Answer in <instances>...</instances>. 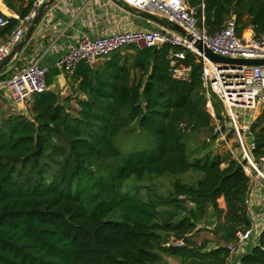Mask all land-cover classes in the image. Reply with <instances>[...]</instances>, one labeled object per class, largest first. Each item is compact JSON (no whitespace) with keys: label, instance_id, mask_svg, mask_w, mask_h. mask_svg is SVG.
Here are the masks:
<instances>
[{"label":"trees","instance_id":"obj_1","mask_svg":"<svg viewBox=\"0 0 264 264\" xmlns=\"http://www.w3.org/2000/svg\"><path fill=\"white\" fill-rule=\"evenodd\" d=\"M33 1L3 0L20 16ZM187 3L198 16L205 4L208 34L232 17L239 36L264 34V0ZM0 15L8 20L0 28L5 38L19 21ZM128 47L101 57L100 65V59L82 61L73 74H63L70 86L65 95L53 87L60 70L50 68L48 89L33 94L24 110L0 118V264H171L167 257L180 264H223L231 258L227 244L252 226V177L244 154L214 152L218 132L190 146L197 134L213 129L214 120L199 57L188 50L184 63L191 73L177 78L171 46ZM212 100L226 131L224 105L215 95ZM133 133L153 146L123 148L117 139ZM248 137L258 162L264 157V109ZM107 158L115 164L105 165ZM188 173L190 181L178 177ZM168 175L178 178L162 194L149 187L144 196L131 184ZM210 215L218 236L213 248L192 239ZM255 242L236 255V264H264V227Z\"/></svg>","mask_w":264,"mask_h":264},{"label":"built area","instance_id":"obj_2","mask_svg":"<svg viewBox=\"0 0 264 264\" xmlns=\"http://www.w3.org/2000/svg\"><path fill=\"white\" fill-rule=\"evenodd\" d=\"M123 3L141 10L160 14L171 22L178 23L186 30L187 35L168 28L125 29L106 33L92 38L83 36L78 43L55 62V67L63 74H73L77 66L86 61L95 64L101 57L125 46L138 45L145 47L171 46L169 58L173 75L177 78H187L191 73V65L184 63L187 51L193 52L203 64L202 78L207 109L212 115L216 127L215 132L222 136L225 132L216 116L212 96H217L224 105V114L231 122V129L244 150L248 164L244 166L247 174L257 183L251 187L249 200L262 199L264 189V157L257 162L248 153L244 138H248L251 124L259 111L264 109V65H232L217 63L208 59L195 45L197 40L208 46L215 53L232 58H264V34L259 38L239 36L236 30V18H230L225 26L215 34H208L205 26V4L202 3L201 16L195 8L188 5L187 0H121ZM47 0H34L31 10L25 16H18L17 27L0 43V62L24 37L28 26L36 18ZM8 20L0 15V28ZM250 35V34H249ZM180 47V49L176 48ZM48 67L32 63L25 69L2 78L0 75V92L8 95L10 108L24 110L29 98L36 93L48 89L46 74ZM1 94V93H0ZM226 139V138H224ZM249 150L254 147L250 142ZM251 169L256 175L251 174ZM264 198L262 199V201ZM248 203V204H249ZM252 216V215H251ZM253 222L246 230L237 232V241L228 247L236 251L240 244H246L249 239H258L263 227L264 216ZM259 220V221H258ZM257 237V238H254ZM231 260V258H228ZM229 260L225 264H229Z\"/></svg>","mask_w":264,"mask_h":264},{"label":"crops","instance_id":"obj_3","mask_svg":"<svg viewBox=\"0 0 264 264\" xmlns=\"http://www.w3.org/2000/svg\"><path fill=\"white\" fill-rule=\"evenodd\" d=\"M0 10L8 17L17 19L20 16L3 0H0ZM161 27L152 20L138 16L118 0H55L44 13L23 50L5 70L0 72V75L2 78L7 77L32 63H38L48 69L55 67V62L83 36L96 38L117 30ZM251 33L252 29L246 31V34ZM6 38L0 37V43H3ZM103 62L104 59H100L96 65ZM57 78L53 87L58 88L63 95L67 94L70 91L67 77L60 73ZM261 190L260 192L264 193V189ZM262 199H254L252 211L250 209V213L255 214L260 220L264 216V200ZM254 242L255 240L251 239L248 245L243 244L239 250L241 253H237L244 254L256 243Z\"/></svg>","mask_w":264,"mask_h":264},{"label":"rangeland","instance_id":"obj_4","mask_svg":"<svg viewBox=\"0 0 264 264\" xmlns=\"http://www.w3.org/2000/svg\"><path fill=\"white\" fill-rule=\"evenodd\" d=\"M129 47H123L121 48L122 51H126L128 50ZM0 118L9 115V113L13 112V111H21L18 108L17 109H13L10 108L9 105V98L8 95H4L2 92H0ZM23 110V109H22ZM263 109H261L259 111V113L262 111ZM258 113V114H259ZM220 122V121H219ZM224 124L223 126L226 128V132L225 135H218V138L216 139V141L214 143H212V148L214 150V152H219V153H224L226 150H231L233 152V154L235 156H240L241 153L244 154V158H246V155L244 153V150L242 148V146H238V142L239 140L237 139V136L235 135V133L233 131H230L231 129V122L228 116H226L224 118V122L222 123ZM211 127L213 129H210L208 131H204L201 132L200 134H197V138L190 140V146L193 147L192 145H194L196 142V144H200V142H202V140L207 137V135L212 132V134H215V121L213 120ZM137 134V133H136ZM135 133H133L132 136H129V138H124L122 140H120V136L117 139L118 143L121 144V146L123 148H130V147H134V150H141L144 148H149L153 146V141H149L148 139L145 140L142 137H136ZM226 138V139H224ZM149 141V142H148ZM249 137L248 138H244V143L246 146V149L248 151V153L250 154V150L248 145L250 144ZM148 143V144H147ZM241 145V143H240ZM131 151H128L126 153H124V155L129 154ZM105 165H113L115 164V161L112 158H107L104 162ZM251 174L252 175H256L255 172L251 169ZM191 176H193V173H188V174H182L180 176H178L179 178H181L182 180L186 181L189 180V178H191ZM177 176H158V177H145L143 180H138V181H132V185L133 187H140L143 194L146 192V190H148L149 187H152L157 193L162 194L165 192H168L172 189V184L173 181L178 178ZM192 180H194V178H192ZM252 184L254 187H256V182L253 180L252 178ZM132 187V188H133ZM258 187V186H257ZM256 187V188H257ZM145 196V194H144ZM263 198H264V193H263ZM254 200H251V202L249 203V208L252 211L253 208V204ZM220 205L221 207L225 208V203L223 201V199H220ZM252 217L254 218V222L256 220V216L255 214L251 213ZM253 220V219H252ZM215 222H216V217H214L213 215H210V217H208L206 220H204L203 222H201L199 224V231L198 232H194L192 239L194 240V242L197 245H203L204 243L208 244L207 248H213L217 242H218V236L216 235V232L213 231V229L215 226ZM257 238V237H254ZM174 239V237H171L170 239V243H172V240ZM251 239H249L245 245H248ZM182 241L177 240L176 243H181ZM169 244V243H168ZM230 244V243H229ZM227 244V247H229L230 245ZM233 244V242H232ZM243 244H240V246H242ZM240 246L237 247L236 251H231L230 249V253H231V260H229L228 258L226 259L225 263H227V261L229 260V264H236L234 262V259H232V254L235 253L236 255L238 254L237 252L241 253L240 250ZM235 255V256H236ZM239 255V254H238ZM171 264H180L179 260H177L174 257H167L166 258ZM223 263V264H225Z\"/></svg>","mask_w":264,"mask_h":264},{"label":"water","instance_id":"obj_5","mask_svg":"<svg viewBox=\"0 0 264 264\" xmlns=\"http://www.w3.org/2000/svg\"><path fill=\"white\" fill-rule=\"evenodd\" d=\"M55 0H47L45 5L41 8L39 13L37 14L36 18L32 21L30 26L28 27L24 37L21 39V41L12 49L10 54L2 61L0 62V72L5 70L9 63L23 50L26 43L31 39L37 25L39 24L40 20L42 19L44 13L46 10L52 5V3ZM119 3L125 5L129 10L134 12L140 17H143L145 19H149L154 21L155 23L161 25L164 28L172 29L175 31H178L182 35L188 36L186 30L178 23L171 22L167 18H164L160 14L141 10L138 8L131 7L125 3H123L121 0H118ZM191 38V37H190ZM196 47L199 51L203 52L204 55L217 63H223V64H232V65H264V58H254V59H248V58H232L228 56H223L221 54L215 53L212 51L208 46H206L202 40H197L195 42ZM250 136V133L248 134ZM236 254H232V259H235Z\"/></svg>","mask_w":264,"mask_h":264}]
</instances>
